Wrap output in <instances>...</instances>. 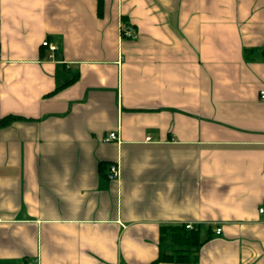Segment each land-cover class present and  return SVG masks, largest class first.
Here are the masks:
<instances>
[{"label":"crops","instance_id":"obj_1","mask_svg":"<svg viewBox=\"0 0 264 264\" xmlns=\"http://www.w3.org/2000/svg\"><path fill=\"white\" fill-rule=\"evenodd\" d=\"M262 92L264 0H0V264H264Z\"/></svg>","mask_w":264,"mask_h":264},{"label":"built area","instance_id":"obj_2","mask_svg":"<svg viewBox=\"0 0 264 264\" xmlns=\"http://www.w3.org/2000/svg\"><path fill=\"white\" fill-rule=\"evenodd\" d=\"M123 29V27H122ZM123 34L127 35L129 37L133 36V33L131 31V28H125L123 29ZM135 38V36H133ZM44 47L49 48L52 52L56 51L58 49V47L50 42H44L43 43ZM261 97L262 99H264V92L261 93ZM118 139V135L117 133L113 132L110 135H108V137L105 138L106 142H111V141H116ZM120 176V168L118 164L112 165L110 166V172H109V178L110 179H118ZM258 212L260 215L264 216V200L262 201V203L259 205L258 207ZM187 229H193V226L191 224L185 225ZM216 233L220 234L221 233V228H217L216 229Z\"/></svg>","mask_w":264,"mask_h":264},{"label":"trees","instance_id":"obj_3","mask_svg":"<svg viewBox=\"0 0 264 264\" xmlns=\"http://www.w3.org/2000/svg\"><path fill=\"white\" fill-rule=\"evenodd\" d=\"M10 120H12L11 118H7L3 120V124H6L7 122H9ZM182 231V236L186 237L185 239H187L186 243L184 244H188L190 246H197L199 245V236H198V231L196 229H187L186 226H183L181 228ZM167 256H165L164 258L162 257V259L164 260Z\"/></svg>","mask_w":264,"mask_h":264}]
</instances>
